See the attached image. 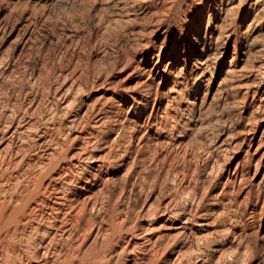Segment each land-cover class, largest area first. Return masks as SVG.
Returning a JSON list of instances; mask_svg holds the SVG:
<instances>
[{
  "label": "rangeland",
  "instance_id": "obj_1",
  "mask_svg": "<svg viewBox=\"0 0 264 264\" xmlns=\"http://www.w3.org/2000/svg\"><path fill=\"white\" fill-rule=\"evenodd\" d=\"M0 264H264V0H0Z\"/></svg>",
  "mask_w": 264,
  "mask_h": 264
},
{
  "label": "bare ground",
  "instance_id": "obj_2",
  "mask_svg": "<svg viewBox=\"0 0 264 264\" xmlns=\"http://www.w3.org/2000/svg\"><path fill=\"white\" fill-rule=\"evenodd\" d=\"M70 173V172H69ZM44 177V176H43ZM44 188V187H43ZM39 190V189H38ZM36 191V190H35ZM43 191V190H42ZM45 191V189H44ZM67 197V196H66ZM78 204V203H77ZM65 211V210H64ZM76 212V211H75ZM61 214V213H60ZM89 218V217H88ZM92 218V217H91ZM87 221V220H86ZM95 222V221H94ZM93 224V223H92ZM77 225V224H76ZM38 227V226H37ZM75 230V229H74ZM89 230V229H88ZM86 233V232H85ZM96 240V239H95ZM51 243V242H50ZM61 243V242H60ZM51 247V244L49 245ZM52 250V249H51ZM86 263V262H85Z\"/></svg>",
  "mask_w": 264,
  "mask_h": 264
}]
</instances>
